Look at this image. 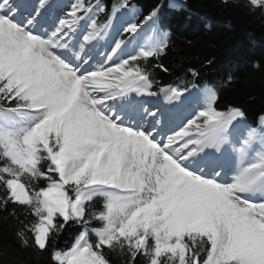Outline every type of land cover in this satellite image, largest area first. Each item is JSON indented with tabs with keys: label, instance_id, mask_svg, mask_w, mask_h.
Returning a JSON list of instances; mask_svg holds the SVG:
<instances>
[{
	"label": "snow or ice",
	"instance_id": "obj_1",
	"mask_svg": "<svg viewBox=\"0 0 264 264\" xmlns=\"http://www.w3.org/2000/svg\"><path fill=\"white\" fill-rule=\"evenodd\" d=\"M167 7L0 0V213L50 264H264V115L166 62Z\"/></svg>",
	"mask_w": 264,
	"mask_h": 264
},
{
	"label": "trees",
	"instance_id": "obj_2",
	"mask_svg": "<svg viewBox=\"0 0 264 264\" xmlns=\"http://www.w3.org/2000/svg\"><path fill=\"white\" fill-rule=\"evenodd\" d=\"M186 7L165 9L172 30V50L167 63L202 66V78L235 77L225 93L226 101L242 105L249 120L264 115V15L241 7L243 0H183ZM150 5L153 0H141ZM168 5V0H164ZM212 60L211 65L206 61ZM164 83L174 77L161 74ZM18 222L0 213V264H50V255L23 246L17 238ZM76 233L69 231L60 247L70 245Z\"/></svg>",
	"mask_w": 264,
	"mask_h": 264
},
{
	"label": "bare ground",
	"instance_id": "obj_3",
	"mask_svg": "<svg viewBox=\"0 0 264 264\" xmlns=\"http://www.w3.org/2000/svg\"><path fill=\"white\" fill-rule=\"evenodd\" d=\"M170 2H171V6L172 7H177L178 5L182 4V2L180 0H170ZM98 53L99 52L96 51L95 55L98 56ZM151 102L152 103H156V104H158L160 106H164L167 103V101L165 100V98L162 95L159 98H157V99L156 98L153 99Z\"/></svg>",
	"mask_w": 264,
	"mask_h": 264
},
{
	"label": "rangeland",
	"instance_id": "obj_4",
	"mask_svg": "<svg viewBox=\"0 0 264 264\" xmlns=\"http://www.w3.org/2000/svg\"><path fill=\"white\" fill-rule=\"evenodd\" d=\"M178 6L181 7L180 5H178ZM103 47H104L105 51H108V48L107 47H105V46H103ZM133 47L134 46L130 45L129 46V49H128V52H132L133 51Z\"/></svg>",
	"mask_w": 264,
	"mask_h": 264
}]
</instances>
